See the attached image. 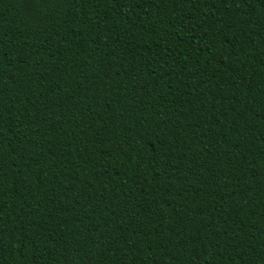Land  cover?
Returning a JSON list of instances; mask_svg holds the SVG:
<instances>
[{"label":"trees","instance_id":"obj_1","mask_svg":"<svg viewBox=\"0 0 264 264\" xmlns=\"http://www.w3.org/2000/svg\"><path fill=\"white\" fill-rule=\"evenodd\" d=\"M0 264H264V0H0Z\"/></svg>","mask_w":264,"mask_h":264}]
</instances>
